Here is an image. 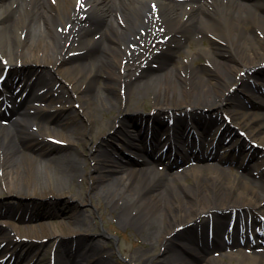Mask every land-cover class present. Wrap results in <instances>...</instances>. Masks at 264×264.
<instances>
[{
	"label": "bare ground",
	"instance_id": "obj_1",
	"mask_svg": "<svg viewBox=\"0 0 264 264\" xmlns=\"http://www.w3.org/2000/svg\"><path fill=\"white\" fill-rule=\"evenodd\" d=\"M183 50L185 58L179 54ZM0 54L4 59L0 75L8 73L0 82L9 89L5 99L11 89L24 88L40 104L38 113H33L31 107L24 108V102L8 110L0 102V225L11 229L7 232L22 226L35 228L34 224L21 225L29 221L30 205L41 206L45 200L53 205L61 199L68 210L63 215L73 219L63 223L72 232L76 248L75 252L59 249L56 264H117L111 258L114 249L103 242L108 232L102 231L96 239L87 215L80 211L79 182L85 173L99 189L95 195L110 200L123 222L142 234L147 251L158 245L167 248L161 264L193 260H199L198 264H264V254L252 249L259 245L247 235L232 236L239 228H252L251 222L256 221L242 217L248 215L234 220L223 214L249 206L264 213L262 174L247 169L226 180L228 170L210 162L181 172H161L154 159H149L157 140L164 136L178 138L186 147L189 136L202 137L222 127L226 123L223 112L231 126L246 128L248 141L264 144V116L249 114V103L259 99L264 85V72L253 84L249 82L251 72L264 69V0H0ZM201 58L206 66L197 68L194 62ZM19 67L33 73L16 82L11 72ZM101 75L108 80L96 90L94 84ZM234 86L246 91L247 103L231 102ZM117 89L122 94H116ZM151 96L155 114L147 117L142 107ZM13 98L18 105L20 96ZM55 101L61 107L52 114L46 108ZM75 103L77 108H69ZM114 111H120L114 123L126 133L122 147L137 158L139 166L127 155L126 163L118 161L116 154L121 151L114 149L113 154L107 149L114 128L101 116ZM139 120L146 121L139 125ZM34 126L37 131L32 132ZM230 130L227 125L217 145ZM49 137L56 144L51 150L37 147ZM98 144L90 159L96 164L87 171L83 151ZM175 147L172 142L166 158ZM256 157L258 166L264 165L262 156L256 153ZM188 178L192 183H187ZM203 217L200 227L192 225ZM183 226H188L185 237L172 249L175 234ZM46 231L34 235L35 239L62 234ZM5 232L0 234V243L6 242L0 255L14 249L10 246L15 241ZM262 236L264 242V231ZM222 247L242 250L235 257L228 254L227 260L219 257ZM93 253L99 256L96 262H92ZM4 257L0 256V264Z\"/></svg>",
	"mask_w": 264,
	"mask_h": 264
},
{
	"label": "rangeland",
	"instance_id": "obj_2",
	"mask_svg": "<svg viewBox=\"0 0 264 264\" xmlns=\"http://www.w3.org/2000/svg\"><path fill=\"white\" fill-rule=\"evenodd\" d=\"M204 45L207 46L208 42L204 41ZM194 47L195 45L190 44L191 49ZM179 54L180 56L184 55V53L182 52H180ZM177 59L180 61L179 55H177ZM195 65L197 68H200L206 65V62L201 58L199 61L195 62ZM50 68L53 70L52 67ZM263 72H264V69L255 70L251 72L249 75V77L251 78L249 82L253 84V79L262 75ZM17 75L24 76L26 74L17 73ZM58 77L60 78L59 75ZM107 80L108 79L105 78V76L101 75L100 82L98 84H94V89L97 90L100 88H104L105 82ZM63 83L67 87V82L65 80H63ZM65 91H67V88H65ZM121 92H122L121 90L120 91H118V89L115 90L116 94H121ZM232 93H234V95L232 96L231 102H243V103L246 102L247 103V100H246L247 93L246 91L241 89L239 86H234V91ZM133 94L134 93L129 94L128 98L130 100L132 99ZM148 99H149L148 104L142 107L147 113L153 110L154 96H151L150 98L148 97ZM123 102L126 103V98H124ZM144 102L145 100L142 101L141 104ZM71 106L76 108L74 104ZM250 110H251L250 115L253 117L258 118L263 115V112H261L256 107L254 108L250 107ZM119 112L114 111L112 113L102 115L101 118L103 120L108 118L110 120V125L113 126V128H115V130L110 131V134L112 136L110 137V146L107 149H111L113 151V149H115L116 147V149H118L117 150L118 152L119 150L122 152V153L120 152L119 154H117L116 159L118 161H121L122 163H126V150H123V147H122L123 142H124L123 138L125 136H124V133H122L120 129L121 127L118 126L116 123H114V120H113L116 116H118ZM123 114L124 113H122V115L119 118H121ZM128 120L129 119L125 117L124 123H126ZM250 123L252 124L253 122L250 121ZM99 131L102 132L105 130H103L102 128H99ZM52 138L54 137H49L47 140H45V142L43 140V144L37 147L43 150H51L53 148L52 145H54V143H52ZM240 140L242 139L240 138ZM41 141L42 140H40L39 142ZM228 142L225 145H227ZM256 144L259 146L258 151L264 156V144L262 143V140H258ZM98 147H99V144L96 145V147L95 146L87 147L83 151L84 152L83 154L86 160L85 166L87 167L86 168L87 171H89L90 168L96 164L90 159L92 158L94 152L96 151V148ZM220 150H222V154H223L222 157L225 158V160H229L234 157L233 154H231V150L224 149V148ZM190 160L191 159H188L182 162L183 159H176L173 163L174 168L170 170L179 171V169H181L182 167L187 165L189 162H191ZM133 164L137 165L138 162L135 161ZM245 164L246 163H244V165L241 164L239 166H234V167L232 165L228 166V164L222 165L226 168L231 167V169H229L231 173H229V170H228L225 175V179L226 180L228 179V175L230 176L232 175L234 177V175H237L240 172L247 170V168L249 167L252 169L253 168L255 169L257 166L255 160L251 162L250 165L248 166ZM160 166H163V164H160ZM242 167L243 169H241ZM161 171H167V168L163 166V169H161ZM79 183H80L79 190L81 193L80 211L85 212V214L87 215L88 222L90 223L89 230L93 231L96 234V239H100V236H97V235H99L102 231L108 232L109 236L106 239H103V242L107 243L108 249L109 248L114 249V254L111 256L112 259H114L119 264H161L160 261L167 253V248H165L163 245H160V246L158 245L152 250L150 249L149 251H147L146 247H148V245H146L147 243L145 239L143 238L142 234H139L138 232H136V229H133V227L126 225L123 222L120 215L116 213V209H114L111 206L110 200H108L103 195H100L98 197L97 195H95V193L99 189L95 190V187L91 185L88 175H85L84 173V177ZM187 183H192L191 178L187 179ZM50 203H51L50 201L45 200L40 207L39 206L36 207L38 213L34 212L35 214H33L32 217H29V221L21 223V225H25V226H31L34 224L36 225L35 228L28 227L25 229L24 226H22L19 229L20 232L18 230L12 231V235L13 234H15L16 236L19 235L18 236L20 238L19 243H21V245L17 247V257L21 255L24 256L23 260L19 264H24L27 262H31L32 264H40L43 259L45 260L42 262V264H49L48 259L53 255V251L59 250V249L61 250L71 249V247L73 246V242H74L73 234L72 232H70L69 227H66V225L63 223V222H73V219L69 218L68 216L66 217L65 215H63V211L68 212V210L66 209V206L64 205V201L59 199L57 201H54L53 205H51ZM263 209H264V203H263ZM42 212H50V213H53V215H48L45 217L41 215ZM223 214L230 215L231 219L234 218V220L239 215H248L249 217L247 218H245L244 216L242 217L249 222H251L252 219L255 220L257 225H261L264 223V220L262 223H258L260 222V214H261L260 209L252 207V206H249L247 208H239L236 210H231L228 212H224ZM206 217H208V215ZM204 219L205 217L201 218L195 224H192V225H197L200 227ZM251 223L254 224V222H251ZM60 225L61 226L63 225L64 231L62 230ZM187 227L188 226L186 227L183 226L176 232L175 239H174L175 242L171 246L172 249L178 248V242L185 237V232L183 231ZM46 230L57 231V232H61L62 234H59L55 238L48 237V238H42V239H35L34 235L42 231L47 232ZM4 231L6 230L0 228V234L3 233ZM7 231L5 232V234H7L8 236H11V233ZM179 234H181V237L177 240L176 237ZM28 244H30V246H28ZM263 251H264V248H263ZM39 257H43V259L39 261L38 263H36L35 261L38 260ZM96 259L97 257L94 258L93 260H96ZM13 262H14V259L10 261V264H13ZM198 263H199V260H193V263H190V264H198Z\"/></svg>",
	"mask_w": 264,
	"mask_h": 264
}]
</instances>
